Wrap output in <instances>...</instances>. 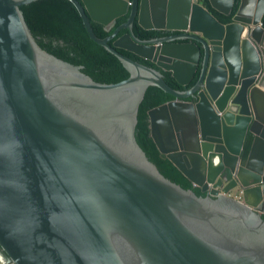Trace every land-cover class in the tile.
<instances>
[{
    "label": "water",
    "instance_id": "95a60500",
    "mask_svg": "<svg viewBox=\"0 0 264 264\" xmlns=\"http://www.w3.org/2000/svg\"><path fill=\"white\" fill-rule=\"evenodd\" d=\"M32 1L0 0V264H264V0H238L229 22L203 0H71L131 72L116 83L40 46L20 8ZM235 1L209 3L228 16ZM127 13L104 38L90 22ZM135 19L176 34L139 38ZM116 48L198 78L174 89ZM150 85L175 97L148 111L160 155L204 196L137 142Z\"/></svg>",
    "mask_w": 264,
    "mask_h": 264
},
{
    "label": "trees",
    "instance_id": "16d2710c",
    "mask_svg": "<svg viewBox=\"0 0 264 264\" xmlns=\"http://www.w3.org/2000/svg\"><path fill=\"white\" fill-rule=\"evenodd\" d=\"M210 11L221 21L229 22L235 13L238 0L230 15H223L211 7L209 0H203ZM26 22L37 40L38 44L50 53L69 61L75 65H81L82 71L100 83H116L130 76L131 72L127 66L105 46L91 39L86 30L83 18L71 0H34L28 4L21 5ZM129 13L119 17L115 24L106 29L105 26L90 19L93 30L99 37H107L128 18ZM264 26V15L262 17ZM132 30L135 36L142 39H152L171 34L169 30L144 29L135 19ZM129 29H121L113 41L120 35L127 33ZM123 54L153 68L160 69L153 62L144 59L133 52L122 48H116ZM166 82L174 89L185 90L193 86L198 78V72L187 85H180L170 70H162ZM175 97L157 85H150L145 91L144 97L139 104L135 136L139 145L146 152L148 158L153 161L161 173L167 178L180 184L185 189L193 190L197 195L204 196L200 188L194 187L191 181L184 176L178 167L168 158L160 155L150 130V119L148 111ZM264 217V213H262Z\"/></svg>",
    "mask_w": 264,
    "mask_h": 264
},
{
    "label": "built area",
    "instance_id": "2783aa9c",
    "mask_svg": "<svg viewBox=\"0 0 264 264\" xmlns=\"http://www.w3.org/2000/svg\"><path fill=\"white\" fill-rule=\"evenodd\" d=\"M182 32H185V31H182ZM171 34H176V32H171ZM230 195L234 196V197H237V198H240L242 194H241V191H237V192H235V194H233L231 192Z\"/></svg>",
    "mask_w": 264,
    "mask_h": 264
},
{
    "label": "rangeland",
    "instance_id": "374dc122",
    "mask_svg": "<svg viewBox=\"0 0 264 264\" xmlns=\"http://www.w3.org/2000/svg\"><path fill=\"white\" fill-rule=\"evenodd\" d=\"M237 191H238V190L233 189L232 193L235 194V192H237Z\"/></svg>",
    "mask_w": 264,
    "mask_h": 264
}]
</instances>
